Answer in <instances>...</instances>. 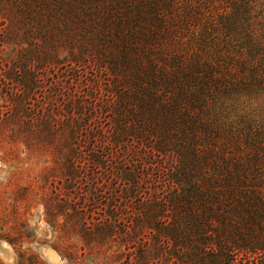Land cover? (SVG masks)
Segmentation results:
<instances>
[{
	"label": "trees",
	"instance_id": "1",
	"mask_svg": "<svg viewBox=\"0 0 264 264\" xmlns=\"http://www.w3.org/2000/svg\"><path fill=\"white\" fill-rule=\"evenodd\" d=\"M1 126L95 264H264V0H0Z\"/></svg>",
	"mask_w": 264,
	"mask_h": 264
},
{
	"label": "rangeland",
	"instance_id": "2",
	"mask_svg": "<svg viewBox=\"0 0 264 264\" xmlns=\"http://www.w3.org/2000/svg\"><path fill=\"white\" fill-rule=\"evenodd\" d=\"M67 71L68 74L62 77L66 81L76 71L81 74L71 79L76 89L85 92L88 85L92 87L86 64L69 66ZM102 84L105 85L104 82ZM108 118L107 115L101 119L105 126L109 125ZM3 128L0 127V264H95L87 255V242L79 229L82 226L72 225L63 214L51 220L46 213L44 204L56 195L55 192H59L63 200L67 199L68 192L63 188L61 179L48 183L42 179L45 167L52 166V155L46 152L29 154L20 144L12 142ZM105 151L109 152L110 169L100 183L101 189L108 191L110 182L117 183L121 189L123 183L115 171H111L120 160L121 150L106 148ZM81 164L85 180L77 191H72L68 199L78 196L87 204L90 188L87 165L90 164L85 160ZM107 195L108 192L104 194ZM90 207L96 211V217L104 215V207L100 204H92ZM54 220L56 227L52 225ZM49 249L56 254L57 262L48 256Z\"/></svg>",
	"mask_w": 264,
	"mask_h": 264
},
{
	"label": "bare ground",
	"instance_id": "3",
	"mask_svg": "<svg viewBox=\"0 0 264 264\" xmlns=\"http://www.w3.org/2000/svg\"><path fill=\"white\" fill-rule=\"evenodd\" d=\"M48 252V256L50 257V259L54 262H57L58 261V258L56 256V254L52 251V250H47Z\"/></svg>",
	"mask_w": 264,
	"mask_h": 264
}]
</instances>
